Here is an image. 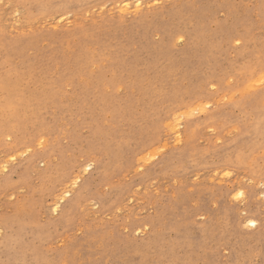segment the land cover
<instances>
[{"label": "rangeland", "instance_id": "1", "mask_svg": "<svg viewBox=\"0 0 264 264\" xmlns=\"http://www.w3.org/2000/svg\"><path fill=\"white\" fill-rule=\"evenodd\" d=\"M262 81L264 0H0V264H264Z\"/></svg>", "mask_w": 264, "mask_h": 264}, {"label": "bare ground", "instance_id": "2", "mask_svg": "<svg viewBox=\"0 0 264 264\" xmlns=\"http://www.w3.org/2000/svg\"><path fill=\"white\" fill-rule=\"evenodd\" d=\"M137 2H138V0H137ZM140 4V3H139ZM141 6V5H140ZM137 7H139V6H137ZM126 9H128V8H126ZM140 9V8H139ZM87 166H92V164L90 163V164H87ZM76 178V177H75ZM72 179V178H71ZM74 184L73 185H75L76 184V181H74L73 182ZM70 189H71V187H69V188H65V190L63 191V193H62V195L59 197L60 198V200L61 199H63L64 197H66V196H68L69 195V193H70ZM58 203V200L56 201V204ZM60 203V202H59ZM55 207H57V206H55ZM249 224L251 225V226H254L255 225V223H254V221H250L249 222Z\"/></svg>", "mask_w": 264, "mask_h": 264}, {"label": "snow or ice", "instance_id": "3", "mask_svg": "<svg viewBox=\"0 0 264 264\" xmlns=\"http://www.w3.org/2000/svg\"><path fill=\"white\" fill-rule=\"evenodd\" d=\"M238 43H239V41H238ZM262 82H264V81H262ZM13 159H14V157H13ZM243 195H244L243 192L238 193V194H237V199H239V198L242 197Z\"/></svg>", "mask_w": 264, "mask_h": 264}]
</instances>
